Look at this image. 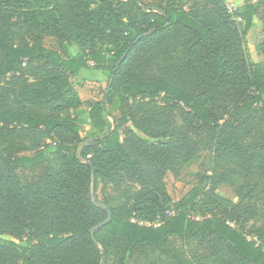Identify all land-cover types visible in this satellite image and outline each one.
Listing matches in <instances>:
<instances>
[{
  "label": "trees",
  "instance_id": "trees-1",
  "mask_svg": "<svg viewBox=\"0 0 264 264\" xmlns=\"http://www.w3.org/2000/svg\"><path fill=\"white\" fill-rule=\"evenodd\" d=\"M243 2L0 0V264H100L113 243L121 264L134 250L191 264L172 237H208L207 264H264V62L245 44L264 0ZM88 61L110 66L109 86L84 118L70 77ZM85 123L95 131L81 137ZM200 149L250 183L237 201L210 176L170 198L165 172ZM40 163L38 179L19 178ZM99 182L115 194L93 201Z\"/></svg>",
  "mask_w": 264,
  "mask_h": 264
},
{
  "label": "rangeland",
  "instance_id": "rangeland-1",
  "mask_svg": "<svg viewBox=\"0 0 264 264\" xmlns=\"http://www.w3.org/2000/svg\"><path fill=\"white\" fill-rule=\"evenodd\" d=\"M142 2L150 3V0H142ZM228 6H233L235 10L240 11L243 8V4L239 6L236 3L231 5V2H226ZM264 18V2H260L256 7V12L253 17L255 27H252L245 36V44L250 57L256 62H264V57L260 53L259 43L263 39L264 35L261 33L260 26ZM41 41L44 46L56 50H69L71 43L60 41L55 37L48 35H42ZM93 69H103L104 79L98 83L81 84V76H71L70 80L74 85L78 95L83 99L87 98L90 94H93L97 98L103 99L105 93L108 91L109 76L108 71L110 66L107 63H101L99 65L93 64ZM108 108L109 103L106 101L105 105ZM112 116H118V111L114 110ZM106 128L110 130L112 128V118L106 116ZM138 135H141L139 131L134 129L130 123H127ZM84 129L82 128V131ZM83 136L84 133L82 132ZM81 136V132L79 133ZM45 163L36 164L33 166L19 165L17 168V174L22 181L38 179L44 170ZM210 176L213 181L216 182L218 189L228 198L233 201H237L240 194H243L250 187L249 182H242L235 184L230 179L229 170L217 163L212 158V153L208 149H200L196 156L188 163L182 165L177 174H173L171 171H166L163 177L166 192L170 198L176 202L180 200L192 187L200 184L204 186L205 178ZM202 180L204 182H202ZM108 194H115L114 189L109 184H103L99 182L96 189H91L90 196L93 201L104 198ZM117 199H115L116 201ZM221 215V212H218ZM7 238L8 236L3 235ZM171 245L176 248L180 254H182L186 260L191 264H207L208 255L210 253V243L208 237L192 239L184 238L180 239L172 237L170 239ZM144 253L134 250L130 253L127 264H148ZM100 264H121V251L117 243H113L109 247L108 253L105 259H102Z\"/></svg>",
  "mask_w": 264,
  "mask_h": 264
},
{
  "label": "crops",
  "instance_id": "crops-1",
  "mask_svg": "<svg viewBox=\"0 0 264 264\" xmlns=\"http://www.w3.org/2000/svg\"><path fill=\"white\" fill-rule=\"evenodd\" d=\"M226 2H231V5L233 3H236L239 6H241L243 4V0H226ZM69 52L71 55H75L78 52V49L74 44H72L69 47ZM87 64H88L89 68L85 71H81L80 74L78 75V76H81V84L83 83V81L87 84H91L94 82L98 83V82L102 81L104 79V74H105L104 70L103 69H99V70L93 69V62L92 61H88ZM85 83H83V84H85ZM80 100H81V105L76 109V114L79 117L85 118L86 114H87V110H88V105H87L88 102L99 101L101 99L97 98L93 94H90L85 99H83L81 96ZM82 128L84 129L83 131H82ZM91 131H95V129H93L90 124H88V123L83 124L81 127V131H80L81 137L87 136L89 134V132H91ZM82 132L84 133V136H83ZM25 154H28V153H25Z\"/></svg>",
  "mask_w": 264,
  "mask_h": 264
},
{
  "label": "water",
  "instance_id": "water-1",
  "mask_svg": "<svg viewBox=\"0 0 264 264\" xmlns=\"http://www.w3.org/2000/svg\"><path fill=\"white\" fill-rule=\"evenodd\" d=\"M99 206H100V204H98ZM110 220V212L108 211V216H107V219L104 221V222H101V223H99L97 226H96V228H100L102 225H104L107 221H109ZM95 230V228L94 229H91L90 230V233H93V231Z\"/></svg>",
  "mask_w": 264,
  "mask_h": 264
},
{
  "label": "built area",
  "instance_id": "built-area-1",
  "mask_svg": "<svg viewBox=\"0 0 264 264\" xmlns=\"http://www.w3.org/2000/svg\"><path fill=\"white\" fill-rule=\"evenodd\" d=\"M228 9H229L230 12H232L235 8L233 6L232 7L228 6Z\"/></svg>",
  "mask_w": 264,
  "mask_h": 264
}]
</instances>
